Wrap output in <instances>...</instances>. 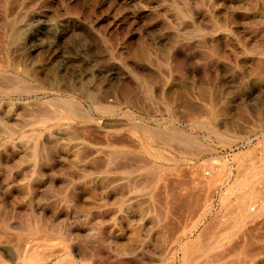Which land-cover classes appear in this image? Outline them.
<instances>
[{
    "label": "rangeland",
    "instance_id": "obj_1",
    "mask_svg": "<svg viewBox=\"0 0 264 264\" xmlns=\"http://www.w3.org/2000/svg\"><path fill=\"white\" fill-rule=\"evenodd\" d=\"M0 234V264H264V0H0Z\"/></svg>",
    "mask_w": 264,
    "mask_h": 264
},
{
    "label": "bare ground",
    "instance_id": "obj_2",
    "mask_svg": "<svg viewBox=\"0 0 264 264\" xmlns=\"http://www.w3.org/2000/svg\"><path fill=\"white\" fill-rule=\"evenodd\" d=\"M214 166V165H213ZM214 172V171H213ZM223 175V174H222ZM224 175H225V173H224ZM247 175V174H246ZM259 175V171L256 169L253 173H252V175H251V177L249 178V177H246L245 179H242V180H239V181H237V182H235V183H233V184H231L230 186H229V189H228V193L229 194H239L238 192H242V191H246V190H251V187H252V185H253V183H254V178H256L257 176ZM214 179V178H213ZM217 179V178H216ZM222 180V179H221ZM216 181V180H215ZM212 182V181H211ZM255 187V186H254ZM256 188V187H255ZM254 190H256V189H254ZM257 192V191H256ZM256 192H254L255 194H253V196H251L250 194H251V192H250V194H248V195H243L241 198H240V200H239V202L240 201H242V200H244L245 198H246V202H244L243 203V205H244V207H245V209L248 211V209H247V207H246V205H247V203H249L250 201H254L255 200V198H254V195L256 196ZM258 192H259V190H258ZM257 192V193H258ZM252 193H253V191H252ZM259 194H260V192H259ZM259 194H258V196H259ZM236 195V196H237ZM239 198V197H238ZM82 199V198H81ZM259 199V198H258ZM238 202V201H237ZM257 203V202H256ZM250 209H255V207H251L250 206ZM72 228V227H71ZM7 231V230H6ZM207 232V231H206ZM13 233V232H12ZM4 234V233H3ZM201 234V233H200ZM1 235V234H0ZM6 236V235H5ZM16 237V236H15ZM42 237H44V236H42ZM49 238H51L52 239V237H49ZM48 238V239H49ZM209 238V237H208ZM41 239V238H40ZM44 239V238H43ZM45 239L47 240V237H45ZM63 239V238H62ZM65 240V239H64ZM202 240V239H201ZM58 241H60V240H58ZM20 242H21V240H20ZM62 242V241H61ZM65 242H67V241H65ZM195 242V241H194ZM202 242V241H201ZM191 243H192V241H191ZM196 243V242H195ZM202 244V243H201ZM41 245V244H40ZM189 245V244H188ZM196 245V244H195ZM200 246V245H199ZM198 246V247H199ZM202 246V245H201ZM24 247V246H23ZM31 247V246H30ZM30 247H28V248H30ZM38 247V246H37ZM190 247V246H189ZM191 247H192V245H191ZM190 247V248H191ZM32 248V247H31ZM189 248V249H190ZM205 248V247H204ZM189 249H188V251H189ZM191 249H193V248H191ZM206 249V248H205ZM29 250V254H30V249H27V251ZM198 250V248L196 249V251ZM26 251V253H28ZM204 251V250H203ZM12 252V251H11ZM191 252H193V250L191 251ZM18 253V252H17ZM196 253V252H195ZM194 253V255H196ZM190 253H188V255H189ZM14 255V254H13ZM19 255H20V253H19ZM27 255V254H26ZM26 255H24V256H26ZM191 255V254H190ZM15 256H17V254L15 255ZM20 257H21V255H20ZM26 257H28V255L26 256ZM4 258V257H3ZM16 257H9V259H8V261H9V263H11V264H21L20 262H19V257L18 258H16ZM34 260V259H33ZM26 261V260H25ZM39 261V260H38ZM21 262H22V260H21ZM8 263V264H9ZM29 264H33V262H30ZM43 264V263H42Z\"/></svg>",
    "mask_w": 264,
    "mask_h": 264
}]
</instances>
